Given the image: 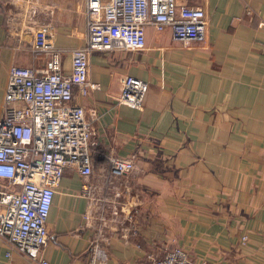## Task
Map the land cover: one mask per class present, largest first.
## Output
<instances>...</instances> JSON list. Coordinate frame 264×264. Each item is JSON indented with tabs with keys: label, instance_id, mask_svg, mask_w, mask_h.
I'll list each match as a JSON object with an SVG mask.
<instances>
[{
	"label": "crops",
	"instance_id": "0c3cea01",
	"mask_svg": "<svg viewBox=\"0 0 264 264\" xmlns=\"http://www.w3.org/2000/svg\"><path fill=\"white\" fill-rule=\"evenodd\" d=\"M175 1L203 8V41L147 27L143 50L90 54L97 89L74 102L97 116L92 172H62L45 223L48 264H140L175 246L194 262L264 264V0ZM85 19V0H0V118L8 68L44 65L34 28ZM54 44L70 45L64 33ZM125 74L148 84L142 110L116 104ZM111 156L132 157L133 169L112 176ZM7 251L0 238V264H37Z\"/></svg>",
	"mask_w": 264,
	"mask_h": 264
},
{
	"label": "built area",
	"instance_id": "2783aa9c",
	"mask_svg": "<svg viewBox=\"0 0 264 264\" xmlns=\"http://www.w3.org/2000/svg\"><path fill=\"white\" fill-rule=\"evenodd\" d=\"M85 17L83 28L37 25L31 47L45 54L44 65H11L7 71L0 118V238L8 246L7 257L14 251L48 264L41 256L49 238L45 223L62 172L67 167L84 177L92 172L91 124L97 116L74 102L76 95L97 89L89 80L90 54L143 50L147 27L170 28L173 39L183 42L203 41L207 25L203 8L175 0H85ZM58 33L67 36L68 50L55 46ZM64 52L68 70L62 68ZM147 89L146 81L125 74L116 104L142 110ZM108 169L120 178L133 169V158L111 156ZM88 191L84 184L82 193ZM140 264L209 263L194 262L175 246L161 257L147 254Z\"/></svg>",
	"mask_w": 264,
	"mask_h": 264
},
{
	"label": "water",
	"instance_id": "95a60500",
	"mask_svg": "<svg viewBox=\"0 0 264 264\" xmlns=\"http://www.w3.org/2000/svg\"><path fill=\"white\" fill-rule=\"evenodd\" d=\"M121 183H122V182H121V180H119V181H118V186H120V185H121Z\"/></svg>",
	"mask_w": 264,
	"mask_h": 264
}]
</instances>
